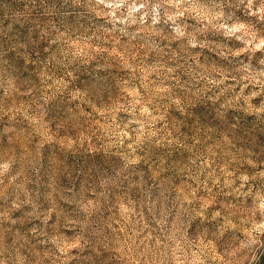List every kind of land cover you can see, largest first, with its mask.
I'll list each match as a JSON object with an SVG mask.
<instances>
[{"label": "rangeland", "instance_id": "rangeland-1", "mask_svg": "<svg viewBox=\"0 0 264 264\" xmlns=\"http://www.w3.org/2000/svg\"><path fill=\"white\" fill-rule=\"evenodd\" d=\"M0 264H264V0H0Z\"/></svg>", "mask_w": 264, "mask_h": 264}]
</instances>
